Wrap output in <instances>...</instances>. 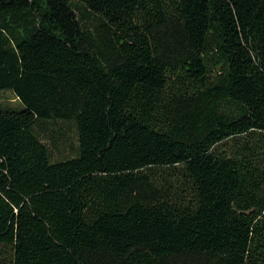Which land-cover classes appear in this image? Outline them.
Masks as SVG:
<instances>
[{
	"label": "trees",
	"instance_id": "trees-1",
	"mask_svg": "<svg viewBox=\"0 0 264 264\" xmlns=\"http://www.w3.org/2000/svg\"><path fill=\"white\" fill-rule=\"evenodd\" d=\"M0 92V264H264V0H0Z\"/></svg>",
	"mask_w": 264,
	"mask_h": 264
},
{
	"label": "rangeland",
	"instance_id": "rangeland-1",
	"mask_svg": "<svg viewBox=\"0 0 264 264\" xmlns=\"http://www.w3.org/2000/svg\"><path fill=\"white\" fill-rule=\"evenodd\" d=\"M11 101L12 96L8 92H0V101ZM72 154L71 150L66 153L67 156H70Z\"/></svg>",
	"mask_w": 264,
	"mask_h": 264
}]
</instances>
